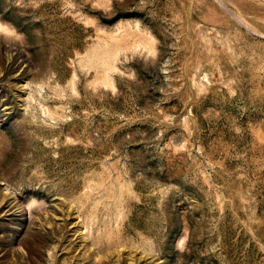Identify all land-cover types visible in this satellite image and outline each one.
<instances>
[{
    "label": "rangeland",
    "instance_id": "obj_1",
    "mask_svg": "<svg viewBox=\"0 0 264 264\" xmlns=\"http://www.w3.org/2000/svg\"><path fill=\"white\" fill-rule=\"evenodd\" d=\"M0 264H264V0H0Z\"/></svg>",
    "mask_w": 264,
    "mask_h": 264
}]
</instances>
